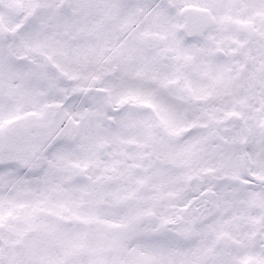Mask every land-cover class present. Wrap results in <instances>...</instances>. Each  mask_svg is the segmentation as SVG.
I'll use <instances>...</instances> for the list:
<instances>
[{
  "label": "snow or ice",
  "instance_id": "obj_1",
  "mask_svg": "<svg viewBox=\"0 0 264 264\" xmlns=\"http://www.w3.org/2000/svg\"><path fill=\"white\" fill-rule=\"evenodd\" d=\"M0 264H264V0H0Z\"/></svg>",
  "mask_w": 264,
  "mask_h": 264
}]
</instances>
